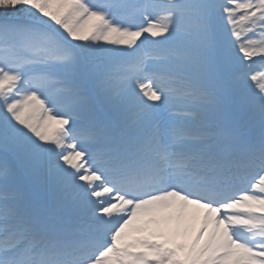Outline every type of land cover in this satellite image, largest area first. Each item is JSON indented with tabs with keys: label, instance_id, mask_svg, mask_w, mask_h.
<instances>
[{
	"label": "snow or ice",
	"instance_id": "snow-or-ice-1",
	"mask_svg": "<svg viewBox=\"0 0 264 264\" xmlns=\"http://www.w3.org/2000/svg\"><path fill=\"white\" fill-rule=\"evenodd\" d=\"M0 264H264V0H0Z\"/></svg>",
	"mask_w": 264,
	"mask_h": 264
}]
</instances>
